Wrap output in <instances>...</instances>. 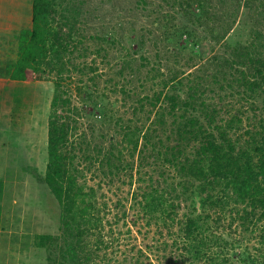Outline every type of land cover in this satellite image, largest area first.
<instances>
[{
  "label": "trees",
  "instance_id": "obj_1",
  "mask_svg": "<svg viewBox=\"0 0 264 264\" xmlns=\"http://www.w3.org/2000/svg\"><path fill=\"white\" fill-rule=\"evenodd\" d=\"M206 1L173 0V3L185 15L190 14V24L202 25L207 20L212 22ZM255 2L248 0L246 7L250 9L249 3ZM193 4L200 9V17L189 12ZM257 5L256 10L263 14L264 0H259ZM82 6L78 0H33V27L20 36L19 57L12 76L19 81H38L53 74L59 77L51 101L44 182L61 212L63 254L70 264H89L96 251L103 247L104 242L99 236L104 210L100 208L96 190L87 188L83 174L78 170L77 160L83 157H78L76 150L82 144L73 141L72 137L77 130L74 116L79 112L67 97L63 81L68 74H78L82 79L79 78L77 89L81 92L92 88L91 103L97 102L98 96L108 97L107 92L115 95L120 92L129 97L124 87L116 85L110 90L111 85L102 81L103 76L98 74L96 60L89 64L85 61L77 63V59H88L94 54L107 57L106 53L102 54V49L81 52V41L75 40L80 35L77 26ZM240 8L239 4L237 12ZM188 34L191 37V32ZM226 35L221 34L219 39L224 41ZM262 38L263 34L257 32L249 45L230 47L225 44L228 48L224 55L214 57L219 71L212 83L219 85L221 77L224 84L219 85L220 93L232 89L235 92L231 97L253 112L246 131L241 129L245 110L229 114L224 106L207 100V95L215 96L212 85L205 86L202 81L185 85L184 80L176 81L174 77L164 81L159 91H155L154 86L149 90L147 83H143L141 92H134L133 120L123 124L116 122L119 141L112 142L106 150L97 143L95 157H86V161L95 159L98 169H102L107 177L125 174L131 184L135 181L137 187L131 198L133 210L139 216L138 220L145 221L148 227L156 224L162 238L164 231L171 237L170 244L163 241L154 248L164 253L171 250L175 260L172 264H264V228L259 232L260 247L254 253L247 249L238 252L240 243L229 241L217 232L224 227L232 228L236 223L248 230L255 220L264 222ZM113 44L119 45L115 41ZM138 51L141 49H130L128 54L132 56ZM139 62L142 69L148 68L147 74L161 71L159 52L154 60L140 54ZM119 74H123V68ZM220 99L222 104L224 100ZM96 102L92 106L97 109ZM86 105H89L88 101ZM105 111L103 106L98 112L106 117ZM170 117L172 123L168 121ZM1 193L0 182V198ZM105 208L107 204H103ZM118 217L124 220L126 211ZM1 219L0 206V230ZM96 236L98 240L89 247ZM58 245H54L53 238L48 236L37 237L35 242L36 248L48 252ZM104 248L108 247L104 245ZM151 248L147 250L152 252ZM147 258L146 253L139 250L138 256L132 257L128 264H151L146 263Z\"/></svg>",
  "mask_w": 264,
  "mask_h": 264
},
{
  "label": "rangeland",
  "instance_id": "obj_2",
  "mask_svg": "<svg viewBox=\"0 0 264 264\" xmlns=\"http://www.w3.org/2000/svg\"><path fill=\"white\" fill-rule=\"evenodd\" d=\"M78 1L83 6L80 23L77 26L80 35L75 40L81 41L79 45L81 52L88 49L92 53L102 49L104 50L102 54L106 53L107 57L104 59L94 54L88 59H77V63L82 64L85 61L89 64L92 60H96V65L99 67L98 74L103 76L102 81L111 85L110 90L118 85L119 88L124 87L129 92L128 98L120 92L116 95L107 92L108 97L98 96L100 99L91 103L92 98H89V94L93 92L92 88L79 92L78 80L82 78L78 74L74 72L71 75L68 74L71 79L66 75L63 81L64 89L68 91L67 97L71 98L72 106L79 112L78 116H74L77 130L72 137L73 141L82 144L76 150L77 156L83 157L77 160L78 170L82 172V179L86 182L87 188L96 190L98 202L101 203L100 208L104 210L99 238L108 248L105 249L103 245L96 251L89 264H128L132 257L138 256L139 250L146 253L148 257L146 263L172 264L175 260L171 257V250L164 253L154 248V246L159 247V243L163 241L170 244L171 237L164 231L162 238L156 224L148 227L145 221L138 220L140 218L133 210L131 198L137 187L134 185L135 181L131 184L132 181L125 174L115 178L107 177L102 169H98L95 159L86 161V157L89 155L95 157L97 143L106 150L112 142L119 141L120 135L117 133L119 127L116 122L123 124L133 120L132 108L136 100L134 92L140 93V86L143 83H147L149 90L154 86V90L159 91L163 88L164 81L167 82L174 77L176 81L184 80L185 85L192 84L194 81H202L201 83L205 86L212 85L215 96L207 95V100L217 106H224L223 108L229 114L245 110L241 129L242 132L246 131L249 125L248 118L252 117L253 112L247 105L237 103V100L231 97V93L235 92L232 89H225L220 93L221 77H219L221 80L219 85L212 83L213 77L217 76L219 71L214 57L224 55L228 48H225V44L230 47L238 44L249 45L253 43L257 32L262 33L264 37V10L263 14L256 10L259 0H256L253 5L249 3L250 9L246 7L248 0H207L205 6L212 22L207 20L202 25H192L189 21L190 14L182 13L173 0ZM239 4L241 8L237 12L236 8ZM189 12L199 17L201 14L200 9L194 4ZM185 30L191 32V37ZM225 33H227L226 39L221 41L220 35ZM262 40L261 44L264 46V38ZM113 41L119 45L113 44ZM130 49H141V51L129 56ZM157 52L162 60L161 71H150L147 74L148 68L140 67V54L154 60ZM127 65L130 66L127 67ZM122 68L123 74H119ZM87 73L93 76L89 70ZM154 77L156 79H153ZM57 79L59 77L53 74L38 80L45 82L46 95L49 97L50 93V99L53 98ZM84 79L87 80V77L84 76ZM103 90L101 89V92ZM14 98L18 110L16 114L21 111L23 113L18 131L16 133L7 131L4 134L7 146L2 159H6L8 169L6 178L4 177L6 182H1L0 206L4 210V231L0 245V264H21L20 259L25 256L24 250L30 251L29 229L33 228L32 222H34L35 234L51 237L54 245H59L52 247L51 252L35 247L34 251L29 252V256L35 257L28 258L27 264H70L63 254L62 226L59 221L61 212L56 199L44 182L48 159V142L44 138V130L41 132L43 134L40 141L41 154L31 157L29 148L26 146L30 143L29 133H25L29 122L27 120L30 118L31 126H33V117H36V121L38 117L41 125L46 122L44 114L46 96L41 93L39 98L31 92L18 89ZM220 98L224 100L222 104ZM87 101L89 105H86ZM39 102L42 103L39 105V112L37 110L33 112L34 105ZM95 102L97 109L92 106ZM260 102V100L256 101L257 105ZM103 106L106 107V117L98 112ZM24 115L27 120H24ZM172 120V117L168 118L169 123H172ZM101 158L102 156L100 160ZM127 159L131 161L129 157ZM16 179L19 183L14 181ZM103 204H107V208L103 209ZM123 211L127 213L124 220L118 217ZM10 225H14L16 229H25L27 233L24 234L25 237L20 241L21 245L16 247L14 252L7 248L10 241L5 242L13 232ZM248 227V230H245L236 223L232 228L219 227L221 229L217 232L222 233L229 241L240 243L241 248L239 247L238 252L247 249L248 252L254 253L260 247L259 232L264 228V222L258 223L255 220L254 224ZM14 233L15 237L18 232L14 231ZM96 239L98 240L97 236L93 237L90 245V239L88 240L89 247L92 248L91 245L96 242ZM151 246L152 252H149L147 249ZM16 261L18 263H15Z\"/></svg>",
  "mask_w": 264,
  "mask_h": 264
},
{
  "label": "crops",
  "instance_id": "obj_3",
  "mask_svg": "<svg viewBox=\"0 0 264 264\" xmlns=\"http://www.w3.org/2000/svg\"><path fill=\"white\" fill-rule=\"evenodd\" d=\"M32 27L33 0H0V182H6V170L8 169L6 159H2L7 146L4 134L7 131H11L13 133L18 131L21 115L23 113V111H21L16 114L18 110L14 101V95L18 89L31 92L36 96H39V98L41 97V93H44L46 96V100L44 101V114L46 115L45 124L41 125L39 123V118L37 117L36 121V117H33V126H31L30 118L27 120V117L24 115V120H27V122L29 121L28 123L26 122L28 127H26L25 133H29L30 143H28L26 146L29 148L30 156L35 157V154H41L40 141L43 137V134L41 133L43 130L44 138H46V142H48V123L52 99H50V93L49 97L46 95L47 91L44 86L45 82L19 81L12 79L13 70L19 57L20 36L23 32L32 30ZM40 104L42 103L39 102L34 105L33 112L35 110L39 112ZM15 170L18 171L16 168ZM14 181L19 183L17 179ZM15 204L17 205V202H15ZM3 213L4 210H2L0 245L2 242V233L4 231ZM32 226L33 228L29 229V234H31L29 243L30 251L27 249L24 250L23 254L25 256L20 259L21 264H27L28 258L34 259V255L29 256V252L34 251L36 247V237L40 236V234H35L34 222H32ZM10 228L13 230V232L8 236V238H6L5 242L10 241L7 248L9 251L14 252L16 250L15 248H18L21 245L20 241L25 237L24 234L27 233L25 229H16L14 225H10ZM14 231H17L20 234L18 235L17 233V235L14 237ZM32 262H34V260H32ZM15 263L18 262L16 261Z\"/></svg>",
  "mask_w": 264,
  "mask_h": 264
}]
</instances>
